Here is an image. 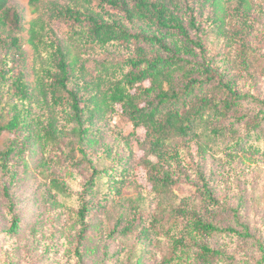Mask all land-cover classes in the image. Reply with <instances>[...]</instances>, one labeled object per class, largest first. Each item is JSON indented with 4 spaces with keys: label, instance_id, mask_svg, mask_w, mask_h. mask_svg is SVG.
<instances>
[{
    "label": "trees",
    "instance_id": "trees-1",
    "mask_svg": "<svg viewBox=\"0 0 264 264\" xmlns=\"http://www.w3.org/2000/svg\"><path fill=\"white\" fill-rule=\"evenodd\" d=\"M10 1L0 0V26L19 31L21 18ZM44 1L27 3L37 8ZM219 1L211 4L219 6ZM235 1L237 13L244 14L232 36L253 24L246 22L245 15L254 4ZM91 2L69 0L57 10L62 19L71 22L72 34L66 43L54 38L41 19L30 21L25 40L33 56L30 81L23 72L0 69V134H13L0 149V173L9 174L12 159L28 145L45 160L58 157L62 164L89 169L78 196L52 176L55 173L48 184L68 214L78 205L75 216L80 226L78 244L82 245L91 193L107 184V179L116 183L122 178H113V166L106 165L109 153L94 162L87 146L98 141L94 121H105L120 105L133 129L145 130L141 145L146 154L140 164L158 205L148 224L122 225L125 217L121 213L111 233L129 235L138 230L137 242L162 243V261L167 264H264V237L245 219L240 202L215 192L201 166L192 173L196 195L172 199V188L184 175L186 164L180 152L187 145L180 151L176 148L181 141L195 142L199 164L219 142L235 149L239 160L264 156V91H243L232 71L225 70L227 55L222 63L206 56L202 38L195 33L199 28L195 16L185 17L190 8L187 0H169V5L161 0H100L121 11L132 23L131 29L137 28L135 32L121 20L84 12L80 5ZM214 17L220 18V14L215 12ZM220 20L223 23V16ZM20 41L17 35L10 37L12 46L18 47ZM79 47L112 53L93 60V71L88 73L79 63ZM242 61L247 67L255 64L257 76L264 78V58L244 55ZM251 80L247 77L243 82L253 83ZM48 154L55 156L48 158ZM17 228L14 217L9 230ZM77 255L78 264H83V254Z\"/></svg>",
    "mask_w": 264,
    "mask_h": 264
},
{
    "label": "rangeland",
    "instance_id": "rangeland-1",
    "mask_svg": "<svg viewBox=\"0 0 264 264\" xmlns=\"http://www.w3.org/2000/svg\"><path fill=\"white\" fill-rule=\"evenodd\" d=\"M161 1L169 5V0ZM211 1L187 0L188 5L185 4L190 7L185 17L188 19L193 13L196 18L199 28L195 33L202 38L206 56L222 63L221 59L227 55L225 70L232 71L243 91H264V78L257 76L256 65L247 67L242 61L244 55L264 58V0H250L254 6L245 18L247 23L253 21V24L235 36L231 33L242 23L244 12L237 13L235 0H218L219 6L212 5ZM68 2L45 0L37 8H31L27 0H11L9 5L18 11L21 28L16 31L0 26V69L7 68L14 74L23 72L30 81L33 56L32 49L25 43L29 23L33 19H41L54 38L66 43L72 34L71 22L62 19L56 12ZM80 6L84 12L121 20L131 29L132 23L125 19L121 11L101 4L100 0ZM215 12L220 14V18L223 16V23L220 18L214 17ZM134 23L141 24L139 21ZM131 30L135 32L137 28ZM145 30L149 31V26ZM14 35L21 38L18 47L10 43V37ZM78 50L79 63H83L88 73L93 71V60H101L112 53L100 49L86 51L81 47ZM249 74L255 75L257 80ZM247 77L253 83L243 82ZM93 130L97 132L98 141L87 146L89 158L95 162L101 159V155L109 153L106 165L113 166V178H122L116 183L111 178L107 179V184L97 185L91 193L82 245L78 244L80 226L75 216L78 205L68 214L58 196L49 191L48 184L49 176L55 173L52 176L65 182L72 195L78 196L90 170L84 166L62 164L58 162V157H53L55 155L48 154L46 157H53V160H45L43 154L33 152V145H28L12 159L11 172L0 173V264H78L77 253L80 252L83 264H135L136 261L140 264H167L162 261V243L156 240H152L151 245L137 242L138 230L129 235L111 233L121 213L125 217L122 225L144 221L148 224L158 205L151 194L146 170L140 164L146 154L141 145L144 146L145 130L141 127L133 129L124 118L120 105L115 106V111L105 121L95 120ZM133 132L135 134L131 136ZM12 137L13 134L2 132L0 149ZM183 147L181 151L184 152H180V156L185 157L182 161L186 163L184 175L172 188L175 195L172 199L196 195L197 181L193 174L194 167L199 165L215 192L221 197L226 195L233 202H240L245 219L259 236L264 237V156L239 160L235 149L219 142L217 147L208 150L199 164L198 156H195V142L181 141L176 146L178 151ZM149 158L155 161L153 156ZM124 168L127 169L124 171ZM10 200L13 202L11 208ZM14 217L17 218L18 228L10 231ZM153 236L156 238L155 233Z\"/></svg>",
    "mask_w": 264,
    "mask_h": 264
}]
</instances>
